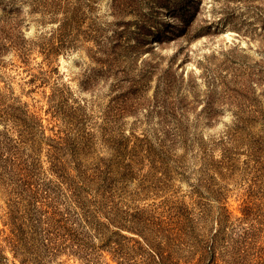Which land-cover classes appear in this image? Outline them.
Returning a JSON list of instances; mask_svg holds the SVG:
<instances>
[{"label": "rangeland", "instance_id": "rangeland-1", "mask_svg": "<svg viewBox=\"0 0 264 264\" xmlns=\"http://www.w3.org/2000/svg\"><path fill=\"white\" fill-rule=\"evenodd\" d=\"M0 21L33 44L25 64L2 57L0 98L41 126L39 178L57 182L53 159L70 174L108 166L123 225L101 238L80 223L89 261L70 248L41 252L39 264H155L137 220L166 231L145 232L152 248L183 238L171 246L179 263L194 264L211 237L217 264H264V172L244 164L251 137L225 139L231 166L219 165L234 115L264 111V0H0ZM12 121H0V138L20 147ZM5 198L0 188V264H21Z\"/></svg>", "mask_w": 264, "mask_h": 264}, {"label": "trees", "instance_id": "trees-1", "mask_svg": "<svg viewBox=\"0 0 264 264\" xmlns=\"http://www.w3.org/2000/svg\"><path fill=\"white\" fill-rule=\"evenodd\" d=\"M32 45L22 37L18 23L0 21V62L6 53L12 51L21 62L27 63ZM38 48L45 59L54 54L46 52L43 47L38 46ZM48 73L49 71L47 75ZM15 108L19 109L17 111L19 117L14 116ZM21 108L6 104L0 98V121L6 118L13 119V125L19 136L17 143L20 145V147L14 145L12 147L0 138V188L3 189L6 197L10 231L8 242L12 246L13 255L18 257L21 264H39L42 261L41 252L54 255L60 250L76 248L77 250L72 254L87 262L91 258V253L81 248L79 244L85 243L88 232L82 231L80 225L85 224L90 231L97 232V236L101 238L105 237L103 232L110 231V226L116 229L123 226L120 223V210L110 199L109 167L105 165L104 171L101 172L98 165L85 170L81 164H78V168H72L75 173L70 174L64 163L53 159L51 171L56 174L57 182L52 183L50 180L39 178L35 152L40 143L41 126L33 114ZM212 117L215 115H209L208 118ZM257 120L262 123L261 129L250 133V127L255 126ZM247 130L249 132H246ZM247 135L251 140L246 151L248 161L244 164L247 166L248 163L251 164L250 168L256 172H264V111L260 106L258 111L250 110L234 115L233 127L219 140L222 159L219 165L225 164L229 166L228 168L231 166L230 149L227 148L225 139L229 142L239 139L240 142ZM256 144L263 148H258ZM157 154L165 155V148L160 147ZM151 155L153 152L149 149V156ZM135 222L140 226L139 229L136 228L140 230L142 234L140 236L150 247L148 253L150 261L155 264H191L190 261L179 263L173 258L175 253L171 251V246L177 243L183 244V238L168 239V236H164L163 244L161 241L158 243L154 241L152 248L148 243L147 235L145 237V232L149 234L153 231L145 229L138 220ZM113 231L110 233L115 236L116 231ZM165 232L162 229L154 231L153 235L156 238ZM105 241H108V238ZM216 246L217 242L211 237L203 239L199 258L194 264H217ZM118 252L119 249L114 248L113 253L118 254Z\"/></svg>", "mask_w": 264, "mask_h": 264}]
</instances>
